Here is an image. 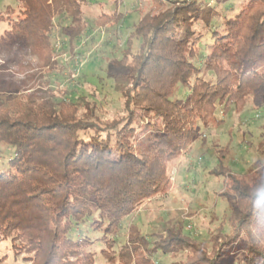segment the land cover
Returning a JSON list of instances; mask_svg holds the SVG:
<instances>
[{"label":"trees","instance_id":"trees-1","mask_svg":"<svg viewBox=\"0 0 264 264\" xmlns=\"http://www.w3.org/2000/svg\"><path fill=\"white\" fill-rule=\"evenodd\" d=\"M228 1L150 0L116 60L119 105L112 116L97 100L107 94L102 84L91 83L87 95L65 89L66 98H42L39 88L19 90L0 64V144L12 150L0 170V244L9 242L22 264H95L87 248L102 244L106 264H153L156 255L186 250L187 264H216L219 246L194 240L179 222L152 243L139 234L119 246L116 239L123 219L166 194L181 154L193 143L205 146L201 127L219 129L220 115L234 106L264 107V0H246L233 16L223 8ZM87 4L11 0L4 13L17 15L0 17L7 22L0 44L26 48L52 69L54 19L65 21L71 46L86 27ZM123 18L118 9L103 11L94 24L116 26ZM177 86L186 90L182 99H173ZM136 110L161 127L135 130ZM216 153L209 174L223 179L220 194L229 202L216 230L226 224L228 238L244 233L241 263L264 264V161L241 175L224 163L227 147Z\"/></svg>","mask_w":264,"mask_h":264},{"label":"rangeland","instance_id":"rangeland-1","mask_svg":"<svg viewBox=\"0 0 264 264\" xmlns=\"http://www.w3.org/2000/svg\"><path fill=\"white\" fill-rule=\"evenodd\" d=\"M116 1L113 3L109 0H89L91 4L83 7L86 27L79 41L71 43V46L67 36L62 33L65 21L54 19L51 46L56 66L52 69H43V57L26 48L4 47L0 44V64L7 68L10 81L17 85L19 90H27L26 93L39 88L42 91L37 92L39 94L36 96H56L59 99L65 97V89L72 90L75 94L87 95L90 93L91 83L96 84L94 87H98V83L99 86L102 84L107 94L104 97L99 96L97 100L102 103L106 116H112L119 105L117 84L112 77L119 72L116 60L121 49L125 47L133 26L137 24L141 13L149 10L150 4V0ZM245 1L229 0L223 6L227 13L229 12L227 16L236 14ZM10 3L11 0H0V6L3 7H0L2 20H12L17 13H4L5 6ZM114 9L124 14L118 25L100 28L95 26L94 22L100 13H112ZM6 23H0V38ZM134 43L137 44L136 41ZM262 68L264 62L258 66V69ZM185 95L186 90L177 86L173 99H182ZM135 116L137 131L147 123L149 129L161 127L160 120L149 119L140 110L135 111ZM220 119L224 123L219 129H199L206 137L204 147L200 142L193 143L175 162L166 194L144 201L133 215L121 221L120 235L116 239L118 246L129 242L137 234L146 236L149 243H152L157 239L155 235L179 222L184 228V233L194 240L205 241L209 247L215 243L219 246L216 264H242L248 248L247 236L240 233L228 238L230 229L226 224L221 230H216L222 218H225V213L228 214L229 202L220 194L223 179L211 176L209 171L217 162L216 152L226 147L229 153L226 154L224 163L236 174H246L256 160L264 161V150L258 146V135L264 126V107L258 109L252 102L242 109L234 106L226 114H221ZM4 147L6 145L0 144V170L12 155V150ZM87 235L90 238L100 236L91 231ZM103 248V244L87 248L94 253L95 264H106L99 256ZM113 250H118V247ZM190 256L191 252L188 250L174 256L156 255L152 258V263L187 264ZM0 264H22L15 258L7 241L0 244Z\"/></svg>","mask_w":264,"mask_h":264}]
</instances>
